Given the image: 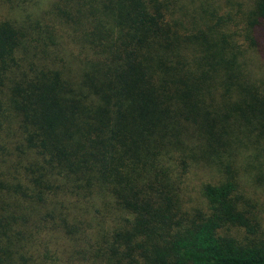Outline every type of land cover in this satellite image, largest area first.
<instances>
[{
    "label": "trees",
    "instance_id": "16d2710c",
    "mask_svg": "<svg viewBox=\"0 0 264 264\" xmlns=\"http://www.w3.org/2000/svg\"><path fill=\"white\" fill-rule=\"evenodd\" d=\"M252 159L264 0H0V264H264Z\"/></svg>",
    "mask_w": 264,
    "mask_h": 264
},
{
    "label": "rangeland",
    "instance_id": "374dc122",
    "mask_svg": "<svg viewBox=\"0 0 264 264\" xmlns=\"http://www.w3.org/2000/svg\"><path fill=\"white\" fill-rule=\"evenodd\" d=\"M251 161L254 168L250 164V166H247V168L244 169L245 172L240 170L238 172V176L236 177V182L240 187V192L245 197L251 200L250 203L253 206H257V209L259 211L258 216L260 219H263L259 224V228L261 227L262 229H264V184L259 182L260 179H262L264 182V165L253 162V159ZM259 162L264 163V161ZM247 172H249L250 174H248ZM194 193L198 195L197 191ZM229 234L234 236L236 235L238 241H241L243 237H246L245 231L242 228H230Z\"/></svg>",
    "mask_w": 264,
    "mask_h": 264
}]
</instances>
